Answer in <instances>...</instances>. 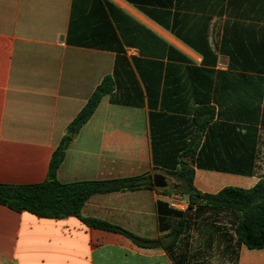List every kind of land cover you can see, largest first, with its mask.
<instances>
[{
	"label": "crops",
	"instance_id": "crops-1",
	"mask_svg": "<svg viewBox=\"0 0 264 264\" xmlns=\"http://www.w3.org/2000/svg\"><path fill=\"white\" fill-rule=\"evenodd\" d=\"M196 18L203 21V48L208 49L203 65L201 56L175 35L188 32ZM113 47L120 50L137 81L140 107L112 105L104 97L72 138L56 179L71 184L160 174L168 188L171 178L153 171L152 164L153 137L159 140L166 125L151 120L150 114L161 113L163 103L182 110L195 105L185 93L191 84L186 66H195L212 71L213 80L217 72L226 74L211 84L218 103L210 104L215 111L226 112L228 119L218 122L238 124L240 105L246 103L249 110L256 104L254 83H240L238 77L264 78V64L261 72L256 70L258 60L264 63V0H0L1 185L45 181L51 156L68 125L102 79L111 75L117 56ZM230 58L245 61L248 67L231 69ZM133 60L170 67L166 99L165 69L158 95L149 99ZM144 71L151 89L157 90L158 69ZM244 89L247 96L241 100ZM260 89L262 115L264 83ZM166 113L191 118L188 113ZM256 129L254 175L195 169V189L215 194L225 187H253L264 176V126L258 124ZM161 190L92 195L80 215L141 239H160L168 250L137 246L123 235L87 227L75 217L37 218L0 205V264H264V248L249 250L237 242L234 215L229 212L192 209L188 227L170 237L176 217L159 215L157 204L184 214L187 201Z\"/></svg>",
	"mask_w": 264,
	"mask_h": 264
},
{
	"label": "trees",
	"instance_id": "trees-1",
	"mask_svg": "<svg viewBox=\"0 0 264 264\" xmlns=\"http://www.w3.org/2000/svg\"><path fill=\"white\" fill-rule=\"evenodd\" d=\"M142 11L152 17L147 10ZM153 19L156 18L153 17ZM195 20L193 27L188 32L185 34L175 32V35L201 56L203 65V56L208 52V49L206 46L203 48V21H201V18ZM112 49L116 51L117 56L111 75L102 79L85 105L68 125L66 134L51 156L45 181L34 185L11 186L0 184V205L18 213L27 212L37 218L60 220L75 217L87 227L123 235L137 246L162 247L168 250L167 245H164L160 239H141L114 225L96 219L82 218L80 215L83 204L92 195L154 189L151 175L105 182L86 181L71 184H62L56 179V171L72 138L88 122L104 97H108V101L112 105L140 107L141 91L129 64L124 57L120 56V50L117 47ZM185 61L189 63L188 60ZM133 62L149 99L158 95L162 77L161 72L163 68L165 69L167 73L164 75L162 97L166 99L170 95L167 88L170 67H164L157 62H140L136 60H133ZM204 62L206 63V58H204ZM263 64V60L257 61L256 66L260 65V68L256 69L258 72L263 70ZM247 67L245 61L242 64L230 58L229 68L245 70ZM145 68H156L159 71L157 90L155 91L151 89L152 83L148 74L144 71ZM186 72V77L191 84L189 90H186L185 93L193 100L195 105L190 110H182L178 107L170 108L163 103L161 113L150 114L151 120L156 119L159 124L166 125L165 133H159V136L161 135L159 140L153 137V171L171 178L178 185L175 188L168 186L160 192L179 194L185 197L187 201V209L184 214L167 208L166 204L158 203L159 215L164 213L176 217L175 230L173 229L168 233L170 237L174 238L188 227L187 216L192 209L229 212L234 215L232 230L237 242L249 250L263 249L264 176L249 189L225 187L215 194L199 192L195 189L193 181L195 169L240 176L254 175L258 152L257 145L259 144L256 137V126L258 124L264 126V106L262 115H260V102L262 99L260 88L261 84L264 83V78L261 75L254 77L240 75L238 77L240 83H254L256 86L254 91L256 104L250 107L249 110H247L246 103L240 105L239 122L238 124H231L218 122L221 119H228L225 115L226 112L222 110L215 111V107L210 104L211 100L214 104L218 103L216 89L210 90L211 84L216 83L221 76L226 74L217 72L213 80L211 76L214 73L210 70L186 66ZM200 83L203 84V92L199 89ZM246 96L247 92L244 89L243 95L240 94L241 100H245ZM202 99L203 103L201 102ZM170 110L177 113H188L191 118L187 119L176 116V114H167L166 112ZM248 112L250 115L249 120L247 119ZM202 114L203 119H201ZM259 117L261 121H259ZM162 137L164 138L162 139ZM183 217L186 220H182ZM160 221H162L161 217H159Z\"/></svg>",
	"mask_w": 264,
	"mask_h": 264
},
{
	"label": "water",
	"instance_id": "water-1",
	"mask_svg": "<svg viewBox=\"0 0 264 264\" xmlns=\"http://www.w3.org/2000/svg\"><path fill=\"white\" fill-rule=\"evenodd\" d=\"M221 62H225L224 58H221ZM153 186L156 189H164L167 186L166 178L160 174H154L152 177Z\"/></svg>",
	"mask_w": 264,
	"mask_h": 264
},
{
	"label": "built area",
	"instance_id": "built-area-1",
	"mask_svg": "<svg viewBox=\"0 0 264 264\" xmlns=\"http://www.w3.org/2000/svg\"><path fill=\"white\" fill-rule=\"evenodd\" d=\"M177 201H178V198H176V200L172 201V202H171V206H172V207H176V205H177Z\"/></svg>",
	"mask_w": 264,
	"mask_h": 264
},
{
	"label": "rangeland",
	"instance_id": "rangeland-1",
	"mask_svg": "<svg viewBox=\"0 0 264 264\" xmlns=\"http://www.w3.org/2000/svg\"><path fill=\"white\" fill-rule=\"evenodd\" d=\"M174 184H176V183H174V180H172L171 179V181H170V186H173L174 187ZM178 185L176 184V187H177ZM183 199H186L185 197H183V196H181Z\"/></svg>",
	"mask_w": 264,
	"mask_h": 264
}]
</instances>
